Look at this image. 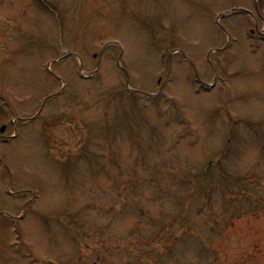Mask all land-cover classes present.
Masks as SVG:
<instances>
[{
  "label": "rangeland",
  "instance_id": "374dc122",
  "mask_svg": "<svg viewBox=\"0 0 264 264\" xmlns=\"http://www.w3.org/2000/svg\"><path fill=\"white\" fill-rule=\"evenodd\" d=\"M255 3L0 0V264H264Z\"/></svg>",
  "mask_w": 264,
  "mask_h": 264
},
{
  "label": "water",
  "instance_id": "95a60500",
  "mask_svg": "<svg viewBox=\"0 0 264 264\" xmlns=\"http://www.w3.org/2000/svg\"><path fill=\"white\" fill-rule=\"evenodd\" d=\"M246 13V11H244V10H235V11H233L232 13H231V15H238V14H245Z\"/></svg>",
  "mask_w": 264,
  "mask_h": 264
},
{
  "label": "flooded vegetation",
  "instance_id": "af4514ba",
  "mask_svg": "<svg viewBox=\"0 0 264 264\" xmlns=\"http://www.w3.org/2000/svg\"><path fill=\"white\" fill-rule=\"evenodd\" d=\"M41 0H31V2L30 1H28L29 3H32V2H35L36 4H37V7L38 6H40L39 4H38V2H40ZM45 6V5H44ZM40 9H42V8H40Z\"/></svg>",
  "mask_w": 264,
  "mask_h": 264
}]
</instances>
